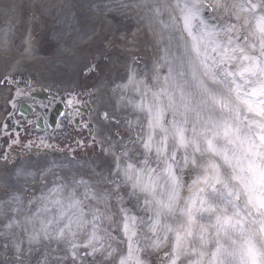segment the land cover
Masks as SVG:
<instances>
[{
	"label": "clouds",
	"instance_id": "9594fccd",
	"mask_svg": "<svg viewBox=\"0 0 264 264\" xmlns=\"http://www.w3.org/2000/svg\"><path fill=\"white\" fill-rule=\"evenodd\" d=\"M131 3L96 152L0 174V264H264V0Z\"/></svg>",
	"mask_w": 264,
	"mask_h": 264
},
{
	"label": "bare ground",
	"instance_id": "6f19581e",
	"mask_svg": "<svg viewBox=\"0 0 264 264\" xmlns=\"http://www.w3.org/2000/svg\"><path fill=\"white\" fill-rule=\"evenodd\" d=\"M149 41L131 0H0V116L8 114L7 87L18 74L26 73L43 87L69 92L77 85L75 73L89 59L98 64L102 58L98 49L104 47L111 53V74L96 75L99 81L91 99L96 125L98 108L108 106L107 83L121 77L122 65L139 54L135 49L144 52ZM25 152L0 153L5 161L0 174L9 172V162Z\"/></svg>",
	"mask_w": 264,
	"mask_h": 264
}]
</instances>
